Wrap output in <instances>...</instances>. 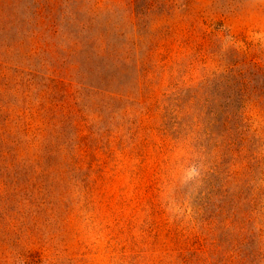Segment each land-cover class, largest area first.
Here are the masks:
<instances>
[{
    "label": "rangeland",
    "instance_id": "374dc122",
    "mask_svg": "<svg viewBox=\"0 0 264 264\" xmlns=\"http://www.w3.org/2000/svg\"><path fill=\"white\" fill-rule=\"evenodd\" d=\"M233 40L264 53V0H0V264H264V93L220 147Z\"/></svg>",
    "mask_w": 264,
    "mask_h": 264
},
{
    "label": "trees",
    "instance_id": "16d2710c",
    "mask_svg": "<svg viewBox=\"0 0 264 264\" xmlns=\"http://www.w3.org/2000/svg\"><path fill=\"white\" fill-rule=\"evenodd\" d=\"M236 43L237 42L234 40L231 42L228 52L238 55L239 59L234 61V63H229L228 65H224L219 69V82L223 89L229 90L230 92V95L224 97V102L221 107V112L225 117L223 119V124L224 126H227V124L233 121L236 128L234 129L235 132H233L230 127L226 128L220 147H225L232 155L235 152H239H233V150H237L238 147H240L239 149L241 152L242 150H244V148H246V144L244 145V143L246 142L244 120L246 118L240 117L241 115H243V112L241 110L247 105L246 100L247 94L249 93L248 91L252 88L258 90L260 93H264L263 85L252 84L254 79L257 77L262 78L264 84V53H256L250 43L246 44V48H241L237 46ZM235 120L236 122H234ZM223 156L221 157V155H219V159H223ZM251 159H255V157H252ZM223 164L226 167L224 170H221V166ZM226 164L227 163L223 162L219 165L220 175L224 176L222 179V183L220 182L219 185V193L225 197H229L230 201H235L237 199V195H230L228 190V183L230 178H236L238 173H236V171L234 173H231ZM239 194L242 195V192H240ZM225 203L226 202H222L219 206V209L223 210L227 206L224 205ZM248 204H251L250 206L252 207L256 205L255 198L253 197L252 199H250L248 201ZM184 264L192 263L190 259H186L184 261Z\"/></svg>",
    "mask_w": 264,
    "mask_h": 264
}]
</instances>
